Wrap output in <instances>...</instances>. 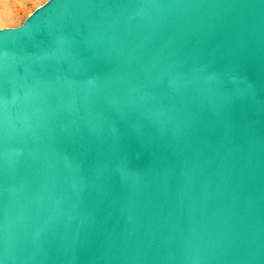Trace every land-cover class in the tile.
<instances>
[{"label":"water","instance_id":"obj_1","mask_svg":"<svg viewBox=\"0 0 264 264\" xmlns=\"http://www.w3.org/2000/svg\"><path fill=\"white\" fill-rule=\"evenodd\" d=\"M0 264H264V0L1 28Z\"/></svg>","mask_w":264,"mask_h":264},{"label":"rangeland","instance_id":"obj_2","mask_svg":"<svg viewBox=\"0 0 264 264\" xmlns=\"http://www.w3.org/2000/svg\"><path fill=\"white\" fill-rule=\"evenodd\" d=\"M47 0H0V29L17 27Z\"/></svg>","mask_w":264,"mask_h":264}]
</instances>
